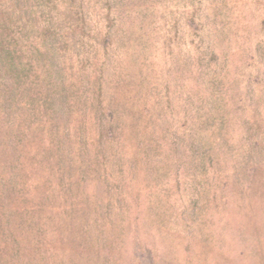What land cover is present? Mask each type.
<instances>
[{
    "label": "rangeland",
    "instance_id": "rangeland-1",
    "mask_svg": "<svg viewBox=\"0 0 264 264\" xmlns=\"http://www.w3.org/2000/svg\"><path fill=\"white\" fill-rule=\"evenodd\" d=\"M6 1L0 42H15L24 62L56 59L55 1L10 0L20 8L8 12ZM158 4L150 31L137 14L135 40L152 41L114 42L133 12L99 17L109 60L96 118H85L97 128L83 167L58 165L55 178L46 161L35 178L50 222L67 221L63 235L49 228L40 264H264V0ZM72 16L82 41L84 19L91 31L96 17ZM80 80L86 97L89 71Z\"/></svg>",
    "mask_w": 264,
    "mask_h": 264
},
{
    "label": "trees",
    "instance_id": "trees-1",
    "mask_svg": "<svg viewBox=\"0 0 264 264\" xmlns=\"http://www.w3.org/2000/svg\"><path fill=\"white\" fill-rule=\"evenodd\" d=\"M49 1L53 6L55 1L59 14L58 16L53 12L56 14L53 21L60 25L61 33L56 36L58 29H55V34L50 40L54 42L51 45V53L57 56L56 59L48 57L24 62L20 56L12 53H16V49H11L15 42H0V264H40L43 250L50 251L52 247L49 230L51 225L60 235L65 233L62 229L66 219L52 224V213L41 208V191L35 178L42 166L43 169H49L45 165L46 161L53 167L55 178L60 172L55 170L58 165L64 170L73 162H76L78 168L83 167L81 157L87 156L90 139L97 128V125L93 126L95 124L87 125L85 118H96L95 110L90 109L94 105L95 95L99 94L98 104L100 102L99 97L103 94V75L109 60H106L105 44L109 42L111 33L105 30L104 36L95 38L96 31H101L102 20L99 17L105 11L111 15L125 11L135 13L134 18L132 17L134 26L130 21L122 27L130 35H124L126 39L121 38L114 42L152 41L149 35L144 33L145 39L135 40L137 14L141 15L148 31L156 28L158 23L155 11L160 5V0ZM6 5L7 12L11 9L18 11L20 8V2L15 6L7 0ZM124 6L128 8L123 9ZM27 9L31 7L20 9V12L24 13ZM79 9L84 13V17L85 11L87 17H96L92 25L95 30L91 31L84 19L82 41L79 39V24L75 16H72L73 12ZM123 20L124 18L119 19ZM111 22L110 19L107 28L120 32L118 25H112ZM42 42L39 47L41 52L42 47L46 45L44 38ZM92 42H103L98 44L99 47H104L103 52L98 53V48L93 46ZM116 55L120 56V51ZM117 57L114 56L111 60ZM32 64L33 72L30 69ZM85 68L89 71V79L92 80L88 85L89 94L85 95L86 97L77 89L78 85L81 86L80 77L86 75ZM86 102L89 107L84 111L81 107H84ZM114 115V112H110L109 118ZM113 127L112 123L108 126L109 132ZM120 139L121 137L116 142ZM67 189L65 188V192ZM62 213L69 214L66 210H62ZM74 227L75 234L85 233L83 223L78 228ZM43 246L48 248L42 250Z\"/></svg>",
    "mask_w": 264,
    "mask_h": 264
}]
</instances>
